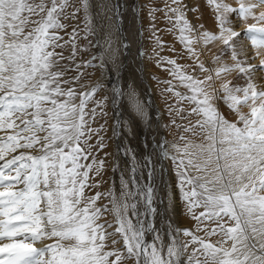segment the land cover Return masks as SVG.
<instances>
[{
	"label": "snow or ice",
	"instance_id": "6c2138e0",
	"mask_svg": "<svg viewBox=\"0 0 264 264\" xmlns=\"http://www.w3.org/2000/svg\"><path fill=\"white\" fill-rule=\"evenodd\" d=\"M206 3L218 32L193 25L187 12L197 9H189L184 0H164L162 8H149L152 21L156 12L164 13L172 25L168 31L178 33L193 64L160 56L157 49L165 45L155 24L150 25L157 66L171 77L158 80L167 85L162 96L175 98L165 104L170 119L161 127H175L180 135L171 151L166 138L149 143L146 137L140 161L127 146L123 155L131 156L132 175L125 179L121 173L117 195L114 185L106 192L96 190L105 170L99 153L107 144L101 135L105 124L92 125L108 115L109 97L95 100L104 87L99 81L80 83L82 68L107 72L108 62L102 50L77 63L80 32L73 27L68 33L65 21L83 10L86 39L105 26L94 23L95 16L114 21L119 29L121 5L98 0L94 14L92 0H80L75 7L72 0H0V264H264V84L253 79L264 70V58L258 65L249 62L264 54V0H237L236 7L226 0ZM133 12L139 20V9ZM230 17L253 22L238 31ZM242 36L251 42L254 56L247 55ZM105 39L111 50L107 34ZM215 42L222 45L213 54L216 67L206 68L195 45ZM122 46L130 47L126 41ZM69 47L71 54L65 56ZM138 55L143 57L142 48ZM111 59L115 63V55ZM197 68L205 73L203 79ZM122 70L123 65L117 66L112 72L116 79H109L112 136L117 140L122 127L131 132L119 111L125 96L135 116L150 119L134 85L119 82ZM73 71L76 75L69 76ZM233 72L243 84L227 79ZM220 101L235 120L220 111ZM166 160L171 162L172 183L163 180ZM119 167L114 162L113 171ZM158 178L169 202L163 212L157 207L164 199L158 195ZM177 198L195 221L192 228L164 219ZM157 215L162 218L159 228ZM149 234L151 240L146 239Z\"/></svg>",
	"mask_w": 264,
	"mask_h": 264
},
{
	"label": "bare ground",
	"instance_id": "6f19581e",
	"mask_svg": "<svg viewBox=\"0 0 264 264\" xmlns=\"http://www.w3.org/2000/svg\"><path fill=\"white\" fill-rule=\"evenodd\" d=\"M236 1L237 0H229V2L231 3V5L233 7H234V4L236 3ZM184 2L186 3L187 7H189L193 4V0H184ZM97 3H98V0H92V4H93L92 11L94 14L98 11V9L95 7V5ZM109 3H113V4L119 3L121 5L120 11L122 13L123 20H122V24L120 25L119 29L117 28L114 21L106 20L102 16H95V19H94V22L96 24L103 22V24L105 25L104 27H98L96 29V34H95L96 36L94 39H95L96 44L98 46L99 53H101L103 50L104 56L108 62V71L106 72V75L104 78L106 80L105 84H106V86H108V91H107L108 97H109V104L108 105L110 106V109L113 110L114 105L111 102L112 94L110 91L111 84L109 83V79H113V80L116 79V77L112 75V72L117 66L123 65L122 75L119 78V82L122 84L132 83L134 85L135 90L138 94V98L140 99L141 102H144L146 111H147L148 116L150 118L149 120L145 121V120H142L140 117L135 116V113L133 112L131 105H130V102L128 101L126 96L120 102L119 111L122 113L121 119L129 121V123L131 125V132L129 133L128 131H125L122 127L121 128V136L119 137V139H120V141H121V139H123V141H121L119 143V139L118 140L116 139L114 149L111 151H116L117 157L124 161V169H123L122 173H123L125 179H129L130 176L132 175L131 169H130L131 156L125 157L123 155V150L127 146H131V148L136 153L137 161H140L141 155L145 151V147H144L145 138L146 137L148 138L149 143H151V141L153 139L157 142H159L162 139L161 138V134H162L161 120H163V117L161 116L160 111L157 108L158 105H157V102L155 101V98L153 96V92H152L153 90H151L147 86V72H146V70L148 71V69H146V68L150 69V66L152 65V59L148 58L147 59L148 64L144 65L143 57L138 55V50L140 49V46H141V44H143L144 40L148 45H150L151 42L154 40L152 38V35L149 38L147 37L150 33H147L146 37H145V31H147V30H145L144 28H143L144 29L143 35L139 34L140 28L143 27L142 23L149 26L148 30L150 29V25L153 23L155 24V27H158L159 23L161 22V16H160L161 12H156L155 13L156 20L152 21L149 18V15H148L149 8L147 6L146 8L144 7L145 8L144 10L143 9L141 10L142 16L140 15V11H139V20H137L136 13L133 12L134 7L138 8V9L140 8L137 0H109ZM199 7H200V9H202V12L201 13L198 12L197 14H199V15L196 14L197 16L194 14V12L188 11L189 20L195 22V21H197V17L201 16L202 17L201 20L206 21L207 25H210V27L214 28L213 31L218 32V29L216 28V25H215L213 10L206 3V0H201V2H199ZM199 7H198V10H200ZM108 15H111V13H108ZM197 23H198V21H197ZM240 24H242V25H240ZM237 25H240V27L242 29L245 26L241 22H238ZM234 27L236 28V30H238V28L235 25H234ZM106 34L111 39V50H108V44H107V41L105 39ZM125 41L130 47L125 48L122 46V44ZM241 44L243 45L247 55H250L252 52V54L249 57L254 56L255 49L252 47L251 43H249V41L247 39H245V38L242 39ZM197 46H199L197 49V52L200 53L199 60L206 64V68H214L212 63H211V58H212L214 52L219 49L221 44L219 42H215L213 44L208 45L207 47L203 46L202 44L195 45V47H197ZM157 51H158V49H157ZM185 53H186V51H185ZM152 54H153V52H152ZM113 55H115V57H116L115 63H113L112 59H111ZM261 58H264V54H262L260 57L250 59L249 62L252 64L258 65ZM227 60H228V57H227ZM183 61L188 62L186 65H192L193 64V59L190 57H189V59H183ZM180 64H181V62H180ZM152 69H153V67H152ZM189 71H191V69ZM236 76H237V74L235 72H233L227 76V79H230L232 77V79H230V80L237 82V79L235 78ZM253 79L258 85L264 84V70L256 71ZM220 82L221 81H217V85H219ZM178 89L184 90L183 88H178ZM124 90H125V92H127V87H125ZM217 106L219 107L220 111L222 113H224V115L229 113V116H228L229 120H235L236 119L235 114L232 111L228 110L223 102L222 103L218 102ZM244 110L247 111V109H244ZM133 117H134V122H133ZM112 124H115V119H114V122ZM113 143H114V141H113ZM123 144H124V146H123ZM118 146L121 149V152H119V153L117 152ZM114 153L115 152H112L111 154L114 155ZM117 157H116V159H117ZM113 160H115V158ZM167 165H169V164H167L165 161L164 167L166 169L168 168ZM106 171H104L102 173L101 178L103 181H104V177L106 176L105 175ZM143 171H144L143 167L141 166V172H143ZM107 174H108V172H107ZM120 175H121V173H120L119 169L116 170L113 173L114 179L110 178L108 183L103 182V190H106L109 188L108 184H110V182L113 186L114 181H116L115 179H117L116 182H118L120 180ZM144 178H145V181H147L146 173H144ZM173 179H174V177L172 175V172L170 171V169H167V172H165V174H164L163 180L167 181L168 183H172ZM157 183L160 184V187L157 189L158 195L160 197L164 198L163 203L162 204L158 203L157 207H158L159 211L163 212V210L168 206V203H169L168 199H167V189L163 186V184L161 183L159 178L157 180ZM118 185H119V183H118ZM116 188H118V187H116ZM173 191H175L174 186H173ZM176 202H175V206H174L173 211L171 213H168L164 217V219H167L170 217L177 227H181V225H178V222L180 224L179 219H181V221L183 222L184 225L193 226L195 221L191 220L184 213L183 204L177 205ZM161 220H162V218L159 215H157V217L155 218V224H156L157 228L160 227ZM165 231H166V229H165ZM146 239L151 240V235L150 234L146 235ZM164 239H165V243H167L166 240H168V238H164ZM181 239H183V238L181 237ZM212 239H213V241H215L217 238L213 237ZM48 242H50V241H48ZM37 246L39 247L40 245L37 244Z\"/></svg>",
	"mask_w": 264,
	"mask_h": 264
},
{
	"label": "rangeland",
	"instance_id": "374dc122",
	"mask_svg": "<svg viewBox=\"0 0 264 264\" xmlns=\"http://www.w3.org/2000/svg\"><path fill=\"white\" fill-rule=\"evenodd\" d=\"M137 2H138V5L140 7L139 11H140V15L141 16H142V11L141 10L142 9L144 10L147 6H148V8H150V7L151 8H162L164 6V0H159V1L158 0H141V1L137 0ZM199 2H201V0H193V4L188 7L189 9H191V8H196L197 9V11L194 12L195 15L198 12H200V13L202 12V9H200V7H199ZM226 2L231 4L229 2V0H226ZM72 3H73L74 7L75 6H79L80 0H72ZM236 6H237V1L234 4V7H236ZM198 7H199L200 10H198ZM72 10H74V8H70L69 9V11H72ZM197 15H199V14H197ZM160 16H161V22L159 23V26L155 27V28L159 30V31H157V36L160 37L161 41L164 43L165 46H164L163 50L158 49L159 55L160 56H167V57L176 59L177 63L180 64V62H181V64L183 63L182 65H186L188 62L183 61V59H189V57L185 53V50H184L182 44L177 39L178 33L168 31V29L171 28L172 25H170L164 19V13L163 12H161ZM198 17H197L198 23H197V21H195V22L191 21L193 23V25L194 24L195 25L203 24L206 29L212 30V31L214 30V28L210 27V25H207L206 21L201 20L202 19L201 16H198ZM187 18L189 19L188 12H187ZM230 18L233 19V25H235L238 28V31L242 30V28L240 27V25H242V24L237 25V23L240 22V21L236 20L235 17H230ZM214 20H215V18H214ZM252 22L253 21L250 19L246 23H252ZM65 23H67L69 25V27L67 29L68 33H70L72 31L73 27H77L78 31L80 32V38L76 42L77 43V47H78V55L76 57V62L77 63H81L82 64L85 61L91 60V58L93 56L100 54L98 46H97L96 41L94 39L96 35L95 34L94 35H89L86 39L84 38V32H83V28H84V12H83V10H81L77 14L75 19H70L68 21H65ZM246 23H243L245 25L244 28L246 27ZM142 24H143L142 28L147 30V31H145V37H146L147 33H150L147 36L149 38L152 35V32L150 31V29L148 30V28H149L148 25H146L144 23H142ZM144 29H143V32H144ZM61 35L64 36L65 40H67L69 38L68 35L63 33V32L61 33ZM242 39H244L243 36L241 37V40ZM249 43H251V42L249 41ZM153 47H154V40L151 42L150 45H148L145 42V40H144L143 44H141V46H140V48H142L143 51H144V55H143L144 65L148 64V61H147L148 58L151 57V59H152V65L150 66V69L146 68V69H148V71L146 70V72H147V86L151 90H153L152 91L153 92V96H154L155 101L157 102V105H158L157 108L159 109L160 114L163 117V120H161V123L163 125V124L169 123V119H170L169 116H168V112L166 110L165 104L166 103H168V104L175 103V98L172 97L171 94H166L167 98H165V96H162V89L166 88L167 85H165L163 83L158 84V80L159 81H163V80H168V79H171V78H170V76L168 75L167 72L163 71L161 67L157 66L156 60L158 59V57H155L152 54ZM198 47L199 46H197L196 49H198ZM221 47H222V45L219 47V49ZM170 48H173L175 50L172 51V50H170ZM80 49H83V50H80ZM219 49L217 51H215L214 54H219ZM180 53H183L182 57L179 55ZM64 54H65V56L70 55L71 54V48L69 47V48L65 49ZM251 54H252V52H251ZM250 55H248V56H250ZM223 59L227 60V57H224ZM93 63L94 64H98L99 61L96 60V61H93ZM211 63L213 65V67H216V65L213 63V56L211 58ZM152 67H153V69H152ZM164 67H167V64H164ZM205 67H206V64H205ZM81 71L84 72V76H83L82 80L80 81V83H87L89 85H92V84H95L97 81H99L100 84L102 86H104V87H102V90H100L95 95V100H100L106 95L108 96V92H107L108 91V86H106V84H105L106 80L104 79L105 75H106V72H102L99 68H95V67H93V68H82ZM196 71H197V74L200 76V78L202 77L201 79H203L205 73L199 72L198 68H197ZM68 75L69 76H74V75H76V73L73 71V72H69ZM153 77H155V79ZM235 78L237 79V76ZM230 79H232V77ZM233 82L234 83H239V84H243L244 83V81L242 79H237V82H235V81H233ZM177 90H179V89H177ZM179 91H184V90L180 89ZM220 102L222 103V101H220ZM108 104H109V100H108L107 106L105 108V111L108 113V115L106 117L98 118L96 120V122L93 123V125H92L93 127H99L101 124H105V128H106V131L102 132L101 135L104 136L105 143L107 144V147L102 152L99 153V157L105 159V169L107 171L104 170V171H106V173H105L106 176L104 177V181L102 180L101 187L99 189H96V190L101 191V192H106V191H108V189L110 187H113L111 182H110V184H108L109 188L106 189V190H103V182L104 183H108L110 178H113V173H114V171H113L114 164L113 163L114 162H120L119 163L120 164V167H119L120 173H122V171L124 169V161L117 157L116 151H111V150L114 149V145L116 143L115 142L116 139L113 138V136H112V127H113L112 125H114L112 123L114 122L115 117H114V113H112L113 110L110 109V106ZM93 106H94V102H90L89 105H88L89 108H91ZM226 108H227V106H226ZM228 116H229V113L225 115V117H227V118H228ZM105 121H106V123H105ZM180 122L181 121L179 119H177V123H180ZM0 135H2V133H0ZM179 135H180V133L175 127H170V128H167V129L162 127L161 138H166L169 141V145H168L169 151L172 150L171 149V144L173 142L177 141ZM113 141H114V143H113ZM121 141H123V139H121ZM121 141L119 139V143ZM123 146H124V144H123ZM105 152L109 153V155L107 157L104 156ZM110 152L111 153L115 152V153L113 155ZM116 157H117V159H116ZM114 158H115V160H113ZM166 163L169 164V165H167V167H168L167 169H170V171H171V162L166 160ZM107 172H108V174H107ZM115 180L117 181V179H115ZM116 181H114V186L118 187V188L115 187V190H116L117 195H118L119 191H120V186H119L120 183H119V181L118 182H116ZM118 183H119V185H118ZM96 190H93V191H96ZM176 201L175 202H176L177 205L178 204H182L179 201V199H177ZM107 202H108L107 200H102L101 201V203H107ZM106 218L109 221H111L113 219L111 214H106ZM179 221H180V224L178 222V225H181V228H184V227L192 228L193 227V226L184 225L183 222L181 221V219H179ZM200 234L202 235L203 233H200ZM165 238H167L166 235H165ZM182 238L185 239L184 237H182ZM166 241L168 242V240H166ZM120 246L121 245H117V247H120ZM190 251H191V247L189 248V252ZM185 259H186V257H185ZM129 264H132V262H129Z\"/></svg>",
	"mask_w": 264,
	"mask_h": 264
}]
</instances>
